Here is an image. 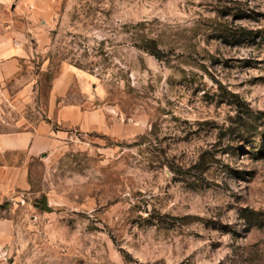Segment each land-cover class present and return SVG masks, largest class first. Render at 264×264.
<instances>
[{
	"label": "rangeland",
	"instance_id": "1",
	"mask_svg": "<svg viewBox=\"0 0 264 264\" xmlns=\"http://www.w3.org/2000/svg\"><path fill=\"white\" fill-rule=\"evenodd\" d=\"M30 16L0 132L46 121L58 143L3 154L23 182L0 187V264H264V0H46ZM54 87L92 127L48 119Z\"/></svg>",
	"mask_w": 264,
	"mask_h": 264
},
{
	"label": "crops",
	"instance_id": "2",
	"mask_svg": "<svg viewBox=\"0 0 264 264\" xmlns=\"http://www.w3.org/2000/svg\"><path fill=\"white\" fill-rule=\"evenodd\" d=\"M46 0H0V12L2 9H9V14L3 13L0 18V81L11 79L19 73L23 64L29 62L32 38L24 32L25 24L20 19L30 16L32 9H45ZM7 14V15H6ZM32 18V16H30ZM3 84H1V87ZM5 91V88H3ZM52 90L49 97L47 114L54 117V121L63 126L79 125L84 129L93 126L95 112L83 111L78 106L59 105L56 109V97L58 94ZM24 94V90L14 93L15 98ZM1 109V108H0ZM17 130L0 132V187L6 185L16 186V181L21 183V169H6L1 159L6 151L24 152L35 157L50 151L58 143L57 132L52 125L46 121H39L37 124H30L22 118L15 123ZM20 124L22 129L20 128ZM24 126V127H23ZM17 173V175H15ZM19 185V184H18ZM7 187V186H6Z\"/></svg>",
	"mask_w": 264,
	"mask_h": 264
},
{
	"label": "trees",
	"instance_id": "3",
	"mask_svg": "<svg viewBox=\"0 0 264 264\" xmlns=\"http://www.w3.org/2000/svg\"><path fill=\"white\" fill-rule=\"evenodd\" d=\"M149 44H150V46H148V47H146V48H144V49H146L148 52H150L151 54H156V51H154L155 49V44L153 43V41H149ZM154 44V45H153Z\"/></svg>",
	"mask_w": 264,
	"mask_h": 264
},
{
	"label": "built area",
	"instance_id": "4",
	"mask_svg": "<svg viewBox=\"0 0 264 264\" xmlns=\"http://www.w3.org/2000/svg\"><path fill=\"white\" fill-rule=\"evenodd\" d=\"M0 66H1V59H0ZM0 89H1V85H0ZM0 94H1V91H0ZM2 119H1V117H0V121H1Z\"/></svg>",
	"mask_w": 264,
	"mask_h": 264
},
{
	"label": "water",
	"instance_id": "5",
	"mask_svg": "<svg viewBox=\"0 0 264 264\" xmlns=\"http://www.w3.org/2000/svg\"><path fill=\"white\" fill-rule=\"evenodd\" d=\"M45 206H46V203H45Z\"/></svg>",
	"mask_w": 264,
	"mask_h": 264
}]
</instances>
